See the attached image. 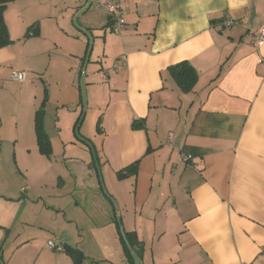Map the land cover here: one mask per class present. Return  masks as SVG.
Returning <instances> with one entry per match:
<instances>
[{"label":"crops","instance_id":"1","mask_svg":"<svg viewBox=\"0 0 264 264\" xmlns=\"http://www.w3.org/2000/svg\"><path fill=\"white\" fill-rule=\"evenodd\" d=\"M97 1L5 10L0 105L25 116L5 130L0 113V264H77L49 241L80 264H264V42L250 34L264 0H123L120 33ZM183 61L192 87L172 73ZM83 67L97 127L77 141L86 115L77 125L83 105L63 92Z\"/></svg>","mask_w":264,"mask_h":264},{"label":"trees","instance_id":"2","mask_svg":"<svg viewBox=\"0 0 264 264\" xmlns=\"http://www.w3.org/2000/svg\"><path fill=\"white\" fill-rule=\"evenodd\" d=\"M11 1L12 0H0V47L6 46V45L11 43L8 27H7V24L5 21V16H4L5 10ZM88 45L90 46L89 43H88ZM171 70H172V73L174 74L175 78L178 80V82L181 85L192 87V85L196 81L197 74L195 72V69L187 61H183V62H180V63L172 66ZM43 111H44L43 107H41L40 109H38V111L36 113L35 122H36L37 140H38V144L40 146L41 151L43 153L49 155L51 153L52 148H51V143H50L49 137H48V135L44 129V124H43L44 112ZM83 113L84 112L82 111L80 117L78 118L77 125L79 123L81 124V122L83 120L82 119ZM134 125H136V124L134 123ZM137 163L138 162H136L133 165H131L130 167H128L127 168V169H129L128 172L129 171L133 172L137 167ZM124 170H121L118 172V177L123 178L128 174V172H126ZM125 236H126V240L129 244V246L133 248L135 244H133L132 238L134 236L131 233H125ZM63 250L71 253L77 264H80L81 261L85 258L83 253H81V251H79V250L69 249L68 247H63ZM128 252H129V249H128ZM129 256L131 258V255H129ZM131 262L133 264L132 258H131Z\"/></svg>","mask_w":264,"mask_h":264},{"label":"rangeland","instance_id":"3","mask_svg":"<svg viewBox=\"0 0 264 264\" xmlns=\"http://www.w3.org/2000/svg\"><path fill=\"white\" fill-rule=\"evenodd\" d=\"M77 18H78V14L74 16L73 23L76 25H79ZM86 38H87V42L92 44L91 38L89 37V35ZM88 57H89V55L86 56V60H85L86 65L88 63V61H87ZM85 70H86L85 67H83L82 73L80 75L77 72L76 77H75V81H74L75 88L73 89V88L68 87L67 91L63 92L66 94L67 100H71L72 97L74 96V93H75L82 105H83V101H82V77H84V79H85V74H84ZM85 82H87L86 79H85ZM13 85H15L12 87L13 90L17 91L18 86H16V85H18V84L14 83ZM86 92H87V89H86ZM87 100H88V93H87ZM88 107H89V100L87 103V108L85 110L86 121L84 122L83 126L80 128L81 135L75 132V134H76L75 139L76 140L78 139L77 141L82 140L81 138H82L83 134H89L91 130L95 131V128L97 127V123H93L90 120L91 110L88 111ZM0 113L5 120V123H4V125H5L4 129L5 130H13L14 129L15 116H18V115H20V116L22 115L23 117L25 116L22 109L17 110L15 100L12 98H6L1 103ZM51 115H53V111L51 112ZM54 142L56 144V151H57V149L59 148V139L55 138ZM57 153H59V152H56V154ZM59 155H60V153H59ZM93 164H94V161H93Z\"/></svg>","mask_w":264,"mask_h":264},{"label":"built area","instance_id":"4","mask_svg":"<svg viewBox=\"0 0 264 264\" xmlns=\"http://www.w3.org/2000/svg\"><path fill=\"white\" fill-rule=\"evenodd\" d=\"M93 0H89L91 4ZM122 1L123 0H103L102 2L97 1V7L103 9L108 17L111 19L113 23V31L116 33H120L126 26V21L124 18V13L122 9ZM234 21L232 19H227L224 23L226 25L232 24ZM250 34L252 36V42L254 45H260L264 42V27L258 30H250ZM115 68L119 66V62H116L113 65ZM27 71L26 70H13L11 73V79L23 83L27 80ZM29 186L25 185L22 187V190L25 191ZM51 248H55L58 250H63L62 246L56 245L53 241L48 242Z\"/></svg>","mask_w":264,"mask_h":264},{"label":"water","instance_id":"5","mask_svg":"<svg viewBox=\"0 0 264 264\" xmlns=\"http://www.w3.org/2000/svg\"><path fill=\"white\" fill-rule=\"evenodd\" d=\"M82 101H83V112L85 113L88 100H87V92H86V82H85L84 77H82ZM133 256L138 261V258L134 253H133Z\"/></svg>","mask_w":264,"mask_h":264}]
</instances>
